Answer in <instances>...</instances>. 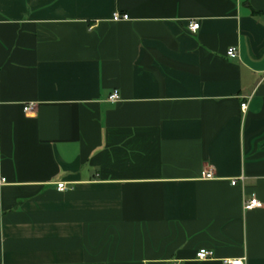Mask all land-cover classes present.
I'll return each instance as SVG.
<instances>
[{"label":"crops","instance_id":"1","mask_svg":"<svg viewBox=\"0 0 264 264\" xmlns=\"http://www.w3.org/2000/svg\"><path fill=\"white\" fill-rule=\"evenodd\" d=\"M0 210V264H264V0H0Z\"/></svg>","mask_w":264,"mask_h":264},{"label":"built area","instance_id":"2","mask_svg":"<svg viewBox=\"0 0 264 264\" xmlns=\"http://www.w3.org/2000/svg\"><path fill=\"white\" fill-rule=\"evenodd\" d=\"M113 19L114 20H121V19H128V15L127 14H120V13H115L113 15ZM199 26H200V23L197 22V21H190L189 22V30L191 32H196L198 29H199ZM227 55L229 57H237L238 56V49L234 46L230 47L228 50H227ZM109 101L110 102H117L119 99H120V93H119V90L115 89L113 90V92L110 94L109 96ZM242 108L243 109H246L247 108V103L244 102L241 104ZM34 107V104H27L24 106V110L25 111H30L32 110ZM203 176L207 179H213L215 176L213 174V171L212 170H207L204 172ZM239 178H233L231 180V183L233 185H235L237 183ZM66 188V185L64 182H59L58 183V189L59 190H64ZM263 206V203L256 197H252L248 200H245L244 202V209L245 210H250L252 208H255V207H262ZM0 213H1V210H0ZM197 258L200 259V260H206V259H211V258H214V253L212 250H209V249H206V248H201L198 252H197ZM222 261L225 263V264H244V260L241 259V258H233V259H229V258H224L222 259ZM178 264V263H176Z\"/></svg>","mask_w":264,"mask_h":264}]
</instances>
